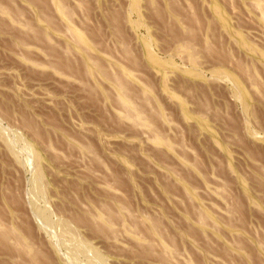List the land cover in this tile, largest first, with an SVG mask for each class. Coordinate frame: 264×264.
<instances>
[{"label": "rangeland", "instance_id": "374dc122", "mask_svg": "<svg viewBox=\"0 0 264 264\" xmlns=\"http://www.w3.org/2000/svg\"><path fill=\"white\" fill-rule=\"evenodd\" d=\"M0 264H264V0H0Z\"/></svg>", "mask_w": 264, "mask_h": 264}]
</instances>
